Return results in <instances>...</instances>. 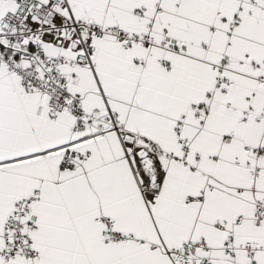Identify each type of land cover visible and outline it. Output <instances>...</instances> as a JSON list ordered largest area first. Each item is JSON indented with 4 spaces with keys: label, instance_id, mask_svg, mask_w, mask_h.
I'll return each mask as SVG.
<instances>
[{
    "label": "snow or ice",
    "instance_id": "obj_1",
    "mask_svg": "<svg viewBox=\"0 0 264 264\" xmlns=\"http://www.w3.org/2000/svg\"><path fill=\"white\" fill-rule=\"evenodd\" d=\"M0 264H264V0H0Z\"/></svg>",
    "mask_w": 264,
    "mask_h": 264
}]
</instances>
